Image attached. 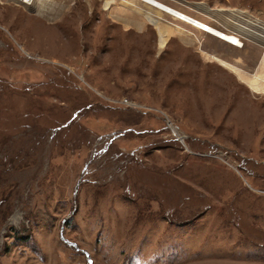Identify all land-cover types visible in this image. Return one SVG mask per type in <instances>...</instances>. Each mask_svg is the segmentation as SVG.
Masks as SVG:
<instances>
[{
	"label": "rangeland",
	"instance_id": "374dc122",
	"mask_svg": "<svg viewBox=\"0 0 264 264\" xmlns=\"http://www.w3.org/2000/svg\"><path fill=\"white\" fill-rule=\"evenodd\" d=\"M43 1L0 0V264H264V44ZM161 1L264 27V0Z\"/></svg>",
	"mask_w": 264,
	"mask_h": 264
},
{
	"label": "bare ground",
	"instance_id": "6f19581e",
	"mask_svg": "<svg viewBox=\"0 0 264 264\" xmlns=\"http://www.w3.org/2000/svg\"><path fill=\"white\" fill-rule=\"evenodd\" d=\"M38 1H39V5H40V10L39 11L41 13H45V12H43V11H45L44 1L43 0H38ZM111 1H113V0H111ZM139 1L144 2L148 6H150L152 8H155V9H157L160 12H166L169 15H172L173 17H175L177 19H181L180 16H182V15L180 14L178 16V14L176 13V10H174V9H177V8L171 6V5L167 4V3H164L161 0H139ZM234 13H236V12H234ZM240 13L241 12H239V14H237V15H241ZM191 17L192 18H190V19L185 17V19H187V22L189 24L195 26L198 29H201V30L207 32L210 35H213L214 37H216V38H218V39H220V40H222L224 42L232 44V45H234V46H236L238 48H244V46H245V43H244V40H243V36H241L239 34L241 32L242 33L245 32V35H247L249 37L248 40L253 39V40H256V41L261 42L262 44H264V27L261 26V30H257V29H255L253 27H247V25L246 26L242 25V24L239 23L238 20H236L235 17H233V12L231 13V15L229 14V15L226 16L227 17L226 18V20H227L226 23L227 24L230 23V24L233 25V27L237 28L236 31L238 33L230 32L226 28H225L226 29L225 30L224 28L214 27L212 24L204 22V21L200 20L199 18L194 17L193 15ZM149 19H150V21H152L153 23H156V25H158V21L157 20H155L152 17H150ZM250 23H252V21ZM252 24L256 25V23L255 24L252 23ZM198 42L200 44H202L201 40H199ZM214 59L219 61V62H221V63H223L228 68L229 67H231V69L235 68L234 66H232L228 62H226V61H224V60H222V59H220L218 57H214ZM233 71H235V69H233Z\"/></svg>",
	"mask_w": 264,
	"mask_h": 264
},
{
	"label": "built area",
	"instance_id": "2783aa9c",
	"mask_svg": "<svg viewBox=\"0 0 264 264\" xmlns=\"http://www.w3.org/2000/svg\"><path fill=\"white\" fill-rule=\"evenodd\" d=\"M7 1L13 2V3L17 4V5L28 7V8H30L31 6H34L35 4H37L39 2L38 0H7ZM174 10H176V13L178 14V16L180 14L182 15V16H180L181 19H179V20H181V21H183L185 23L187 22V19H185V17L189 18V19L192 18L190 14H188L187 12L182 11L179 8L174 9Z\"/></svg>",
	"mask_w": 264,
	"mask_h": 264
},
{
	"label": "water",
	"instance_id": "95a60500",
	"mask_svg": "<svg viewBox=\"0 0 264 264\" xmlns=\"http://www.w3.org/2000/svg\"><path fill=\"white\" fill-rule=\"evenodd\" d=\"M176 134V133H175Z\"/></svg>",
	"mask_w": 264,
	"mask_h": 264
}]
</instances>
